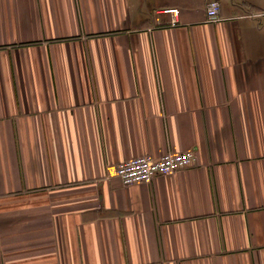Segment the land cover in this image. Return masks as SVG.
<instances>
[{
    "label": "crops",
    "instance_id": "crops-1",
    "mask_svg": "<svg viewBox=\"0 0 264 264\" xmlns=\"http://www.w3.org/2000/svg\"><path fill=\"white\" fill-rule=\"evenodd\" d=\"M0 264H264V0H0Z\"/></svg>",
    "mask_w": 264,
    "mask_h": 264
},
{
    "label": "built area",
    "instance_id": "built-area-1",
    "mask_svg": "<svg viewBox=\"0 0 264 264\" xmlns=\"http://www.w3.org/2000/svg\"><path fill=\"white\" fill-rule=\"evenodd\" d=\"M164 13L173 17L172 23L174 24L179 10L167 9ZM207 14L208 21H219L220 3L211 1L207 7ZM195 161L196 153L193 149L167 152L157 157L146 154L119 162L111 168V176L119 178L125 186L149 183L158 176L171 175L189 168Z\"/></svg>",
    "mask_w": 264,
    "mask_h": 264
}]
</instances>
